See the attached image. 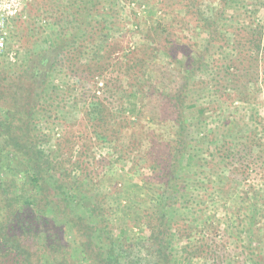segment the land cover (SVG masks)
<instances>
[{
	"label": "trees",
	"instance_id": "1",
	"mask_svg": "<svg viewBox=\"0 0 264 264\" xmlns=\"http://www.w3.org/2000/svg\"><path fill=\"white\" fill-rule=\"evenodd\" d=\"M57 8L56 18L42 26L34 42H28L13 72L4 75L0 69V264H193L201 257L215 256L201 240L203 229L196 216L197 210L203 212L198 201L207 202V207L214 202L209 195L206 202L198 200L196 174L217 161L214 170L222 181L238 171L245 175V166L262 160L264 149L248 131L252 125L232 105L251 103L260 39H245L243 44L233 40L231 62L228 59L223 69L212 71L208 62L221 17L199 15L200 28L207 34L204 47L200 53L190 51L185 61L174 59L181 68L180 77L168 87L158 82L162 86L158 90L157 82L151 84L144 78L154 50L125 51L112 35L116 11L110 0H74ZM252 31L262 34L256 28ZM113 54L117 56L114 61ZM112 63L117 67L118 86L106 73ZM59 73L79 84L102 80L105 87L117 86L116 92L139 95L149 116L157 114L160 122L171 120L174 132L165 141L156 135L145 139L132 135L129 143H120L118 157L133 165L142 163L149 172L140 179L142 186L136 187L142 192L151 190L144 207L134 210V202L129 206L131 213L115 214L103 197L73 181L40 149L44 143L37 131L40 116L65 109V104L60 106L63 82L54 83ZM199 89L227 103L226 113H214L219 119L214 115L203 119L205 109L200 115L190 114L189 94ZM104 103L94 95L82 115L92 136L117 143L113 116ZM134 121L132 128L123 119V127L135 132L141 120ZM207 156L210 162L205 165L203 157ZM122 192H128L124 185ZM217 193L221 194L220 188ZM115 215L124 228L144 233L139 242L150 247V260L130 254L129 245L117 234ZM201 222L209 230L211 223L203 218Z\"/></svg>",
	"mask_w": 264,
	"mask_h": 264
},
{
	"label": "rangeland",
	"instance_id": "2",
	"mask_svg": "<svg viewBox=\"0 0 264 264\" xmlns=\"http://www.w3.org/2000/svg\"><path fill=\"white\" fill-rule=\"evenodd\" d=\"M73 2L74 0H28L25 2L7 35L8 50L15 52V58L10 60L8 56L0 57V69L4 71V75L13 72L28 42L31 44L37 39L42 26L56 18L57 6ZM110 4L114 7V12L116 11L114 18L116 25L112 35L120 40V45L125 51L144 53L149 49L154 50L151 62L144 69V78L151 84L157 82L158 90L162 87L158 82L163 81L168 87L171 83L175 84L180 77L181 68L178 62L173 61L174 59L185 61L190 51L200 53L204 47L207 34L200 28L199 15L216 20L221 17L222 25L216 30L217 42L213 46L208 62V68L212 71L223 69L229 64L228 59L234 56V53L230 56L233 40H240L243 44L245 39L259 38L256 80L248 99L251 103L236 102L232 105L242 117L241 119L248 125H252V127L248 126L250 129L248 131L253 132V137L261 143L263 151L264 0H110ZM186 7L189 8L188 11ZM253 28L261 31V36L255 34L252 31ZM147 31L149 41L145 37ZM221 46L224 48L220 54L218 51ZM185 50L188 54L184 53ZM114 57H117L116 54H113L112 61L115 60ZM106 73L112 77L111 83L118 86L115 78L117 67L114 63ZM98 81L79 84L74 80L72 82L64 73L58 74L54 83L57 86L63 82L61 93L66 103L61 101L60 106L65 104V109L61 113L53 110L42 113L40 116L41 121L37 131L44 141L40 149L73 181L77 179L93 194L103 197L106 207H112L115 214L123 216V212L131 213L130 203L135 202L132 205L134 210L144 207L146 203L143 202L149 198L151 190L145 188V192H142L136 188L142 186L143 180L140 179L147 176L149 172L141 167L142 163L133 165L132 162L120 159L117 154L120 153V145L129 143L132 135L134 139H145L156 135L165 141L168 135L173 134L174 126L170 119L160 122L157 114L149 116L148 111L140 103L139 95L116 92L117 86L105 87L102 85L104 83L101 82L102 80ZM109 89L115 93L110 95ZM94 95H98L111 111L113 116L111 123H113L116 137L119 138L117 143H104L90 134L91 131L82 111ZM189 96L190 114L200 115V112L205 109L203 119L213 115L215 119H219L214 113L217 111L218 115L226 113L227 103L220 97L216 98L210 91L199 89V91L191 92ZM59 111H61L60 108ZM137 117L141 120L139 127L144 133L140 132L142 130L138 129L139 127L133 132L131 124ZM123 119L125 121L127 119L132 128H124ZM246 134L248 132L244 135ZM203 159L205 161L202 163L205 165L210 162L209 156ZM210 164L206 165L205 170H197L196 192L198 200L205 201L209 195L214 205L207 207L206 201L204 205L196 200L197 207L203 210L202 213L197 210L196 216L198 224L201 225L200 230L203 229L201 240L207 242L216 255L211 258L201 257L192 263L264 264V154L261 161L254 160L245 166L248 167L245 175L236 170L238 172L235 175L229 179L224 178L222 181L221 177L216 176L214 170L218 169L217 161ZM220 182L221 184L218 185ZM122 185L125 192L127 190L128 192H122ZM219 188L220 195L217 193ZM124 196L127 199L121 198ZM119 215H115L117 217L115 226L120 240L123 244L129 245L130 254L135 258L150 260V247L139 242L145 236L144 233L139 234L138 228H124L122 222L118 221ZM202 218L207 223H211L209 230L202 227Z\"/></svg>",
	"mask_w": 264,
	"mask_h": 264
},
{
	"label": "built area",
	"instance_id": "3",
	"mask_svg": "<svg viewBox=\"0 0 264 264\" xmlns=\"http://www.w3.org/2000/svg\"><path fill=\"white\" fill-rule=\"evenodd\" d=\"M27 1L28 0H0V57L8 56L10 60L15 58V52H10L8 50L7 35L11 24Z\"/></svg>",
	"mask_w": 264,
	"mask_h": 264
}]
</instances>
